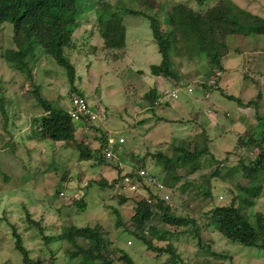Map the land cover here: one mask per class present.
I'll return each mask as SVG.
<instances>
[{
  "label": "rangeland",
  "instance_id": "1",
  "mask_svg": "<svg viewBox=\"0 0 264 264\" xmlns=\"http://www.w3.org/2000/svg\"><path fill=\"white\" fill-rule=\"evenodd\" d=\"M232 1L252 15L264 18V0ZM125 2L131 8L160 17L168 31L165 17L167 4L184 2L192 5L194 9L203 10L214 1H204L200 5L196 0H125ZM87 5L93 8L95 2L80 0V10H84ZM95 13L96 10L92 9L82 17L88 16L93 19ZM149 20L145 16L125 14L123 23L126 27V48L118 50L120 55L117 60L110 61L109 64L103 62L99 64L96 58L94 63L97 64L89 68H86V60L77 67L88 102L93 107L96 104L100 110L98 112L105 109L106 113L102 123H95L102 126L103 130L98 135L91 125L87 133L92 140L87 139V142L97 144L103 134L102 131H105L106 135L109 133L114 142L122 137L124 139L122 143L112 145L117 161L120 158L126 163L121 174L128 172L135 165L136 157H146L145 168L151 174L154 173L158 182L166 179L169 183L175 179L171 175V170L163 171V168L156 164L159 160L157 153L161 152L162 155L169 157L173 154L174 147L181 143L177 144L174 138L187 142L199 137L200 131L197 129L199 126L194 123L199 122L204 124L210 135V140H206L205 144L208 154L202 155V166L212 158L223 162L222 173L228 172V167L240 162L248 165L255 153L257 156L249 136L261 139L264 130V36L252 33L246 36L236 34L229 38L231 53L222 61L224 71L220 73L218 80L220 88L211 89L209 95L205 96V91L195 83L201 81V78L206 77L211 71L209 59L205 58V55L190 60L188 56H179L171 52L172 79L152 76L150 66L158 64L161 55L153 41ZM2 26L11 27L8 22H4ZM91 27H95V24L89 22L87 26L78 25L74 31L76 35L88 39L90 44L100 45L101 37L96 31L92 32ZM7 45L8 42L0 36V54L2 48ZM72 54L75 55V51H72ZM76 57L73 56V59L77 60ZM0 60L3 61H0V79L4 81L10 68L2 58ZM12 72L16 77L3 84L6 90L1 92L0 88V97L5 98L4 109L0 107V264H23L21 253L14 248L16 237L13 231L21 237L22 244L34 260L43 258L42 264H66L65 254L68 245L61 240H54L53 236L61 233L65 226L82 227L96 224L102 226L104 238L113 241L112 245L127 252L134 264H189L196 257L200 260L207 258L206 252L198 248L195 244L197 240H193L189 233L178 235L179 239L174 243L180 253L179 260L168 262L167 254L156 255L147 250L145 244L129 232L134 228L129 216L133 205L131 197L138 198L141 193L145 194L143 189L139 187L131 189L122 185L119 180L111 187L101 188L94 183L98 177H107L110 181L117 178V170L109 164L98 165L96 158H83L67 142H55L49 135L44 141L30 139L28 135L34 132L40 122L41 111L37 105L32 111L30 103H33V98L28 84L23 81L19 72L15 70ZM32 72L36 82L41 83V89L50 88L60 93L59 99L51 100L61 106V97L70 87L61 67L52 59H47L40 61ZM64 79L66 83H63ZM174 80L181 83L180 86L177 85V98L165 96L161 90L175 87ZM154 86L159 87L157 90L161 94L160 101H167L168 106L159 108L160 110L152 115L149 112L151 107L147 93ZM188 87L192 88L190 92L187 91ZM45 92L48 93L47 90ZM46 93L43 95L42 92V95L54 98V95ZM225 94H231L233 98H228ZM239 99L243 102L242 106H239ZM248 101H252V105L245 104ZM161 110L166 113L163 114ZM2 113L7 118V125L4 123ZM35 117L38 120L34 121ZM213 119L221 120L216 123ZM224 119L227 121L224 122ZM76 125L80 126L79 123ZM245 141L248 142L244 143ZM261 145L263 146V143ZM130 153L134 156L132 157ZM210 169L211 167L207 166L204 172L208 174ZM64 171H67L66 175H62ZM175 172L181 174L182 170ZM64 176L66 178H63ZM260 176L264 177V173L260 172ZM92 178L94 181L89 183L88 180ZM187 178L197 183L200 179L204 180L198 173ZM185 179L182 178L175 183L176 187ZM256 183L260 184V181ZM250 184L251 181L239 171L227 178L225 175L223 178L211 177L213 200L205 206H201L200 203V213L212 205L230 204L231 199L236 197L233 195L244 193L238 186L247 187ZM160 186H162L159 189L160 194L165 198L173 192L179 194L170 184L160 183ZM72 192L78 196L85 192L87 201L85 209H79L70 203ZM195 192L192 189L182 192L178 197V203L182 204L188 198H193L189 208L194 211V205L197 203V199L194 198ZM120 193L126 195L129 200L121 203L117 195ZM238 197L241 196H237L235 207L250 223L255 224V213L264 212V187L260 195L254 199L253 205L242 202ZM113 208L121 213L124 225L127 226L126 231L123 226H115ZM194 213L198 218V212ZM152 219H154L151 222L152 227L157 231L155 233L157 238L153 237L154 240L159 244H165L167 240L161 239L165 231L173 234L168 239L175 240L173 238L177 236L173 232L178 231L163 223L161 215L157 214ZM203 220L200 219V223H203ZM211 228L201 230L202 243L205 247L211 246L215 252L230 255L225 259V264H264V248L231 241ZM145 235L151 237L149 230H146ZM128 241L131 243L128 244ZM78 242L87 246V242L82 239ZM211 248L209 247L210 250ZM51 256L53 257L50 259ZM119 256L120 254H117V257ZM80 259L78 257L71 264H76ZM219 262H222V259L215 256L210 261L212 264Z\"/></svg>",
  "mask_w": 264,
  "mask_h": 264
},
{
  "label": "trees",
  "instance_id": "2",
  "mask_svg": "<svg viewBox=\"0 0 264 264\" xmlns=\"http://www.w3.org/2000/svg\"><path fill=\"white\" fill-rule=\"evenodd\" d=\"M90 1L95 2V7H89L88 4L84 10H80V0H0V23L8 22L12 27H8L12 31V36L8 45L2 48L0 57L9 66V71L19 72L23 77V81L25 80L28 84V89L33 98V103H30L32 111L36 109V105L41 111L40 122L36 125L34 132L28 135L29 138L44 141L50 136L55 142H67L83 158H96L98 165L109 164L117 170L116 179L110 181L107 177H98L96 181L93 178L88 180L89 183L94 181L101 188H106L113 186L117 180L124 178L125 175H120L119 164L124 163L126 165V163L121 161L120 158V163H118L116 156L105 157L104 150L108 146V139L110 138L105 131H102L103 134H101L100 141L97 144L87 142V139H91L87 133L91 126H76L63 106L71 104L73 98L86 99V89L82 86L81 75L77 71V67L82 65L85 60L86 68L95 65L96 62L109 64L110 61L117 60L119 57L118 50L126 48L124 15H141L150 19L153 41L157 45L158 53L161 55L160 62L150 66L152 76L172 79L171 52L179 56H188L190 60L193 57L200 58L201 55H205V58L209 59L211 71L206 77L201 78V81L195 82L205 91V94H209V91L213 88H220L218 80L220 73L224 71L222 61L224 57L231 53L229 38L236 34L246 36L252 33L264 36V18L252 15L251 12L240 8L232 0H213V4L203 10L194 9L188 3L174 2V4L165 6L166 25L169 29L167 31L160 17L131 8L125 0ZM196 1L200 5L204 1L210 0ZM92 9L96 10L95 18L82 17L83 14H87ZM89 22L92 25L95 24V27H91V29L92 32L96 31L101 37L100 45L90 44L88 39L75 34L74 28L78 25L80 27L87 26ZM72 51H75L76 54L73 55ZM73 56H77L76 59H78L74 60ZM47 59H52L61 67L67 78L68 86H70L69 90L62 96L61 106L57 103L54 104V101L49 97L48 99L43 98L42 91L44 88L41 89V83L36 82L32 72L40 61ZM94 61L96 62L94 63ZM14 77L15 75L11 74L10 80ZM63 83H66L65 79ZM173 83L175 86L181 85L178 80H174ZM0 88L1 92L7 89L1 79ZM189 88L192 89L188 87L187 90ZM162 93L164 94V92ZM225 95L228 98H233L231 94ZM147 97L150 101L151 110L158 102L161 104V101L157 100L161 97V94L155 86L148 90ZM0 101V107L4 109L5 98L0 97ZM82 102L85 104L84 101ZM251 103L252 101H248L245 104L252 105ZM242 105L243 102L239 99V106ZM2 114L4 123L7 125V118L4 117V113ZM33 120L38 119L35 117ZM92 128L98 135L103 130L97 125L92 126ZM262 133L261 139L249 136V141L254 145L257 156L255 153V157H252L248 165L240 162L228 167L227 170L229 171L226 173H222L224 165L219 159L212 158L203 166L201 164L202 155L208 154L205 145L206 140H210V135L203 123L200 124V136L192 141L187 140L185 142L183 139L174 138L173 140L177 144L178 142L181 143L174 147L173 154L168 157L159 152L157 153L159 160L156 161V164L161 166L163 171L171 170V175L175 179V181H169V183L166 179L162 180L163 183L160 181L161 184H170L179 192L178 195L175 192L170 193V196L166 197L167 199L160 194V183L154 173H148L147 177L139 176L138 171L145 168L146 157H136L138 159L136 161L133 158L135 165L131 167L127 175L137 176L140 183L139 188L143 189L145 194L141 193L142 195L138 198L137 196L131 197L133 205L129 216L130 223L134 228L129 232L140 239L150 252L156 255L167 254L168 262L181 259L174 243L179 239L178 235L189 233L193 240H197L195 244L198 248L206 252L207 255V258L202 260L196 257L189 264H212L210 261L214 256L222 259V262L216 264H225V259L230 255L215 252L211 246L205 247L202 243L200 232L209 227L231 241L245 246L264 248V212L255 213V224H253L235 207L237 196H241L238 198L242 202L253 205L254 199L263 190L264 177L260 176V172L264 173V130ZM117 142H113L111 146L119 144ZM261 143H263V146ZM189 146L192 148L190 149ZM131 156L134 155L131 154ZM112 159L115 161L113 162ZM207 166L211 167L208 174L204 172ZM176 170H182V173L178 174L179 172H175ZM237 170L251 181L250 186H238L244 193L233 195L236 197H233L228 205H212L208 210L200 213V203L201 206H205L213 200L210 185L211 177L223 178L225 175L227 178L234 172H238ZM196 173L204 180L200 179V182L197 183L187 178L189 175H195ZM66 174L67 171L62 172V175ZM151 177H154L156 182H150ZM182 178H186L185 181L176 187L175 183ZM258 181H260V184L256 183ZM187 189L196 191L195 196L197 194V197L194 196V198L197 199V203L194 205V211L198 212V218L195 217L194 211L189 208L193 198H188L182 204L178 203L179 195ZM117 195L121 203L129 200L126 195L121 193ZM86 202L84 192L79 198L71 199L70 203L79 209H85ZM112 212L116 217L115 226H123L124 231H126L127 226L124 225L125 222L119 210L113 208ZM157 214L161 215L163 223L178 231L177 233L173 232L177 236L173 238L175 240L168 239L170 235H173L168 231H165L164 237L161 238L167 240L165 244H159L157 240L153 239V237L157 238V235H155L157 231L153 229L151 222L154 220L152 217ZM200 219H204L203 223H200ZM33 223L36 222L33 221ZM146 230H149L151 237L145 235ZM40 231L42 232V228H40ZM13 234L16 237L14 248L21 253L22 263L42 264L44 259L34 260L31 258L28 249L22 244L21 237L15 231H13ZM53 239L61 240L68 245L65 254L66 264H71L78 257L81 259L76 264H134L127 252L114 244L112 245L113 241L104 238L100 224L82 227L65 226L61 233L53 236ZM79 239L86 241L87 246L81 245L78 242ZM130 243L128 241V244ZM117 254H120V256L117 257Z\"/></svg>",
  "mask_w": 264,
  "mask_h": 264
},
{
  "label": "clouds",
  "instance_id": "3",
  "mask_svg": "<svg viewBox=\"0 0 264 264\" xmlns=\"http://www.w3.org/2000/svg\"><path fill=\"white\" fill-rule=\"evenodd\" d=\"M3 23L4 22H1L0 23V27H1V31H0V36H3L4 37V41L5 42H9L10 41V39H11V36H12V31H11V29H9L8 27H5V26H2L3 25ZM1 58V57H0ZM1 61V60H0ZM2 62V61H1ZM11 74H14V73H12L11 71H9L8 72V74L6 75V77H5V79H4V81H2L3 82V84L5 83V82H8L9 83V81H10V75ZM15 75V74H14ZM16 77V76H15ZM178 86H180V85H178ZM44 89H43V95L46 93L45 92V90H47V92L48 93H50V94H52V95H54V98H51V99H59L60 98V93L59 92H57V91H54V90H52V89H47V88H45V87H43ZM173 88H177V86H175V87H173ZM158 89V88H157ZM163 89H165V88H163ZM169 89H171V88H169ZM161 92H163V90H161ZM48 93H46V94H48ZM42 95V96H43ZM165 95V94H164ZM209 94H205V96H208ZM165 96H167V95H165ZM43 98H46V99H48V96H43ZM50 98V97H49ZM74 100H77V101H84L85 102V105H86V107H87V110H88V112L87 113H79V118H77V119H74L71 115H70V111H75L76 109H77V105L74 103ZM61 101H62V97H61ZM159 101V100H158ZM64 107V109H65V111L66 112H68V114H69V116H70V118H71V120L75 123V125L77 124V123H79L80 125H82V126H91V125H97V124H95L96 122H101L102 123V120H104L105 119V117H104V115L106 114V113H104V111H105V109H103L104 111H101V112H98V111H100L99 109H98V107L96 106V104H94V107L88 102V98H87V96H86V99H84V98H73L72 100H71V104H69V105H64L63 106ZM76 126H78V125H76ZM97 126H99V127H101L102 128V126H100V125H97ZM103 129V128H102ZM107 135L109 136V133H107ZM110 138H112V137H110ZM113 139V138H112ZM113 149V148H112ZM112 157H115V152H114V149H113V156ZM118 163H120L119 161H118ZM121 165H123L124 163H120ZM119 168H120V170L121 171H123L124 170V165H123V167L121 168L120 166H119ZM147 171H148V173H150L149 172V170L147 169V168H145ZM126 173V172H125ZM124 174V173H123ZM123 174H121L120 173V175H123ZM119 181H123V179L122 180H119ZM150 182H152V181H150ZM155 182H156V180H155ZM159 183H161V182H159ZM137 187H139V185L137 186ZM160 188L162 187V186H159ZM136 189V188H135ZM60 194L62 195V194H64L63 192H61L60 191ZM75 194V192H72V194H70V199H77V198H79V196H77V197H73V195ZM83 194V193H82ZM81 196V195H80ZM221 197V196H220ZM222 198V197H221Z\"/></svg>",
  "mask_w": 264,
  "mask_h": 264
},
{
  "label": "built area",
  "instance_id": "4",
  "mask_svg": "<svg viewBox=\"0 0 264 264\" xmlns=\"http://www.w3.org/2000/svg\"><path fill=\"white\" fill-rule=\"evenodd\" d=\"M187 91L190 92L191 89L189 88ZM163 92L165 95L170 96L171 98H177V96H178L177 95V88L164 89ZM74 103L77 105V109L75 111H70V115L74 119L79 118V113H87L88 112L86 105L81 100L80 101L74 100ZM123 141H124V139L122 137H120L118 139L119 143H122ZM113 142H114V139H112V138L108 139V146L104 150V154H105L106 158H110L113 156V149L111 146V144ZM119 166L121 168L123 167V165H121V164H119ZM138 174L141 177L142 176L147 177L148 171L146 169H141L138 171ZM123 175H125V176H124L123 181L121 183L122 185L129 186L131 189H133V188L135 189L140 184L137 180V176H128L127 172L124 173ZM150 181L154 182L155 178L151 177ZM136 184H138V185L136 186ZM77 196H78L77 194L73 195V197H77Z\"/></svg>",
  "mask_w": 264,
  "mask_h": 264
},
{
  "label": "crops",
  "instance_id": "5",
  "mask_svg": "<svg viewBox=\"0 0 264 264\" xmlns=\"http://www.w3.org/2000/svg\"><path fill=\"white\" fill-rule=\"evenodd\" d=\"M160 83H161V82H160ZM160 87H161V86H160ZM158 88H159V87H158ZM158 100H160V98H159ZM165 102L167 103V101H165ZM165 102H162V101H161V104L158 102L159 104L157 103V106L155 105V106L152 108L153 110H149V112H151L152 115L156 114V111H159V110H160L159 108H164V107H165V105H166ZM166 106H168V105H166ZM161 111H162V110H161ZM162 113L165 114L166 112L162 111ZM215 114H216V113H215ZM152 115H151V116H152ZM162 118H163V117H162ZM163 119H165V117H164ZM147 120H148V119H147ZM213 120H214L216 123H218V121L220 122L221 119H219V120H218V119H213ZM225 121H227V119H226V120L224 119V122H225ZM194 123H196V126H199L197 129H198V131H200V124H199V122H194ZM127 167H128V166H127Z\"/></svg>",
  "mask_w": 264,
  "mask_h": 264
}]
</instances>
